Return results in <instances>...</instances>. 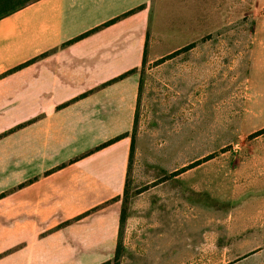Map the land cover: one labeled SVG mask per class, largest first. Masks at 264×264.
<instances>
[{
	"label": "crops",
	"instance_id": "crops-1",
	"mask_svg": "<svg viewBox=\"0 0 264 264\" xmlns=\"http://www.w3.org/2000/svg\"><path fill=\"white\" fill-rule=\"evenodd\" d=\"M151 1L39 0L0 20V264L115 255Z\"/></svg>",
	"mask_w": 264,
	"mask_h": 264
},
{
	"label": "rangeland",
	"instance_id": "rangeland-1",
	"mask_svg": "<svg viewBox=\"0 0 264 264\" xmlns=\"http://www.w3.org/2000/svg\"><path fill=\"white\" fill-rule=\"evenodd\" d=\"M148 7L120 240L105 264H264V70L250 63L264 0Z\"/></svg>",
	"mask_w": 264,
	"mask_h": 264
},
{
	"label": "trees",
	"instance_id": "trees-1",
	"mask_svg": "<svg viewBox=\"0 0 264 264\" xmlns=\"http://www.w3.org/2000/svg\"><path fill=\"white\" fill-rule=\"evenodd\" d=\"M39 0H0V20L37 2ZM135 10H132L126 14H124L123 16H127L131 13H133ZM119 18H116V19H113L107 23H105L103 26H108L110 24H113L115 21H117ZM84 35L80 36V37H77L75 40H78L80 38H82ZM125 135L123 136H119L111 141H108L107 143L103 144L101 147L99 148H104L106 146H109L117 141H119L120 139H122ZM133 151H134V139L132 138V142H131V151H130V159H129V165H130V160H131V157H132V154H133ZM123 219V216L121 215V220H120V223ZM121 230V228H120ZM119 240H120V231H119Z\"/></svg>",
	"mask_w": 264,
	"mask_h": 264
}]
</instances>
